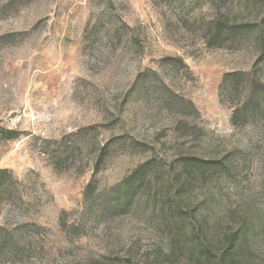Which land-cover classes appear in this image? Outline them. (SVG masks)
Listing matches in <instances>:
<instances>
[{"label": "rangeland", "instance_id": "rangeland-1", "mask_svg": "<svg viewBox=\"0 0 264 264\" xmlns=\"http://www.w3.org/2000/svg\"><path fill=\"white\" fill-rule=\"evenodd\" d=\"M0 169V264H264V0H0Z\"/></svg>", "mask_w": 264, "mask_h": 264}, {"label": "trees", "instance_id": "trees-1", "mask_svg": "<svg viewBox=\"0 0 264 264\" xmlns=\"http://www.w3.org/2000/svg\"><path fill=\"white\" fill-rule=\"evenodd\" d=\"M220 34V32H219ZM254 84L256 85V82L258 86H260L261 83H259L260 81H256L253 80ZM12 134V133H10ZM14 135H7L6 138L10 139L13 138ZM186 163H193L190 159H186ZM147 164L143 163L138 165L136 168H134L131 173L125 178V180L123 181V185H122V190H121V196L124 199H129L131 197V195L137 190V188L139 187V185L141 184V182L143 181V179L146 177L147 175ZM9 176V173L6 169H0V190L4 189L6 187V183H5V179ZM87 196H92L93 194V189L89 186V190L87 191ZM239 244L241 242H244V237H241L239 240ZM237 242H228L227 246L225 247V251H228V248L231 249H235L236 248V244ZM214 242L213 241H209L207 240L205 242V245L202 246V253L204 256V264H239L240 261H236L235 257L232 256L229 258V260L226 259V257L224 256L225 253L221 254V255H216L215 253L212 252V246H213ZM233 254V253H232ZM234 254H236L234 252Z\"/></svg>", "mask_w": 264, "mask_h": 264}]
</instances>
